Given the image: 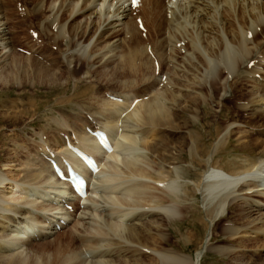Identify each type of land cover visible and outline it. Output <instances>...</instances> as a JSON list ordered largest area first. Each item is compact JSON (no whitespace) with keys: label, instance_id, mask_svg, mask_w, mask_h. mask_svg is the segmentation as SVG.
Instances as JSON below:
<instances>
[{"label":"bare ground","instance_id":"6f19581e","mask_svg":"<svg viewBox=\"0 0 264 264\" xmlns=\"http://www.w3.org/2000/svg\"><path fill=\"white\" fill-rule=\"evenodd\" d=\"M6 1L0 0L1 87L11 89L10 81L11 87L25 83L56 86L53 78L62 67L54 71L49 62L52 57L41 54L39 45L31 46L25 55L16 51L18 26ZM59 1L57 10L54 6L58 1L49 5L52 10L37 23V29L50 36L52 43L59 41L57 58L67 74L73 75L82 63L83 77L91 72L112 77L126 67L148 80L149 76L144 74L151 63L148 53L147 57L142 56L147 45L139 42L138 36L142 34L137 28L141 22L148 36L154 29L161 50L151 52L163 61V67H169L171 77L168 76L162 90L150 89V83L143 93L110 91L107 94L111 98L100 95V115L96 113V118L92 115L95 112L86 114L83 128L68 129L69 133L59 137L58 143L56 139L39 137V148L19 164L31 167L24 170L29 189L24 187L25 182L18 183L0 171V187L9 188L3 191L5 194L0 190V206L6 205L0 207V258H10L8 262L12 263L11 257L16 256L18 263L23 264L27 262L24 253H32L34 244L51 243L57 232L64 229L68 230L67 236L85 244L78 251H65L62 264H205V252L229 258L233 264H264V0H137L136 4L130 0ZM40 8L39 1L31 13L36 14ZM135 10L139 12L134 17L138 18L136 22L131 18ZM61 13L67 19L60 23L57 18ZM133 39L135 43L130 45L128 42ZM123 41L126 46H122ZM220 69L224 75L216 73ZM150 75L153 77L154 73ZM212 79L218 83V87L214 84L212 88L219 89L217 112L222 111L229 89L240 91L241 82H249L250 99L238 104V109L248 111L255 119L247 125L249 139L240 144L246 152L240 169L229 173L209 165L199 177L187 181L182 179L179 165L174 164L176 156L164 154L165 139L157 137V130L178 125L180 118L184 123L192 119L189 114L200 96L197 88L207 86ZM180 94L189 97L186 105H179L181 112L173 113L175 119L169 115L170 120L156 122L154 115L162 116V106L174 108ZM135 99L138 101L131 106ZM2 117L5 115L0 114ZM86 127L103 131L111 150L102 149ZM70 146L90 155L97 171H90ZM256 149H261L260 157L251 158ZM166 155L168 161L163 159ZM52 161L62 171L61 177L54 173ZM68 165L85 179V196H78L72 189L67 179ZM186 184H191L196 193H206L208 216L215 218L228 209L234 220H226L222 227L223 236L232 244L214 245L209 235L191 261L162 246L168 241L165 230L171 233L169 224L183 217L177 213V201L183 194L179 188ZM62 246L60 241L56 242L57 255ZM142 255L148 256V260H140Z\"/></svg>","mask_w":264,"mask_h":264},{"label":"rangeland","instance_id":"374dc122","mask_svg":"<svg viewBox=\"0 0 264 264\" xmlns=\"http://www.w3.org/2000/svg\"><path fill=\"white\" fill-rule=\"evenodd\" d=\"M39 1L42 2V8H40L39 12H37L36 14L31 13L32 8ZM51 1H6L10 5L11 14L13 15V18L15 20V24L18 26L17 32L15 34V43L18 46L16 51L21 53L22 55H25L28 54L31 46L39 45V47L41 48L40 51H42L40 52L41 54L49 55L50 57H52V59L55 57L53 60L50 58L49 61L53 65L54 71H56V67L61 66L63 68H59L61 70H59V72L57 71L53 78L54 81H56V86L49 87L46 84L30 85L25 83L21 87H17L14 85V87H11L13 81H10L11 85L9 86L11 89H7L9 87L6 88V86L3 87V85L2 88L0 85V114L5 115L6 117H2L0 119V171L4 173V175L10 176L18 183L25 182L24 187L27 189H29L31 186L27 184L30 182L27 181L28 179L25 177L26 173L24 170H29V168L31 167H25L26 165L22 167L19 164H23L22 162H26V159L31 156L30 154H33L39 148V137L40 139H45L47 137L46 139L52 141L56 139V143H58V139H60L59 137H61L62 139L65 134L69 133L68 129L71 130L73 128H83V121L86 114L95 112L92 113V115L94 114L93 116L96 117V115L98 114L97 106L100 103L98 100L102 99L100 95H102L103 97H107V93H110V91L116 93H138L140 91L139 93H143L142 90L144 89V87L150 85V83L153 85H151L150 89H157L159 87L160 90H162L164 84L166 83V80L168 79V76L171 77V72L168 69L169 67H167L166 65V67H163V61L156 58V55H153V58L150 56V60L148 61L149 63L153 64H149L150 68L148 71H145V73L147 74H144L149 76L148 80L144 76L141 77V75H143L141 73L137 72V74L135 75L133 72H129L126 67L122 69L124 70V72L119 69L120 71L118 70L117 72H114L112 77L99 73L97 74L94 72H91V74H89L87 77H83L82 72L84 71V68L82 63L76 68L75 71H73V75L70 76L64 71V66L61 60L57 58V51H59L60 48V46H57L59 45V41L57 43H52L50 36L43 34L39 29H37V25L43 18L46 17L47 13L52 10L49 5L56 4L55 2L58 1L57 5L54 6L55 10H57L60 1ZM136 11L137 10H135L131 14V18L135 22L138 19L137 18L135 20L136 16L139 15V12ZM55 13H57V11H55ZM136 13H138V15H136ZM60 15L62 16L60 17ZM60 15L58 16L57 20L61 23L62 21H65L67 19V15L63 13H61ZM76 18L79 19V16H77ZM27 27H29V30H27ZM137 30L139 34H142L141 36H138L139 38L141 37L139 42H142V45L151 47L150 50L155 53L157 50L158 52L159 50H161L160 44L155 41L156 36L154 35V29H152L153 33L149 36L146 34V28L141 29L140 27H138ZM151 41H155L157 45L154 44L155 42L153 43ZM128 43H131L130 45H134V39L129 41ZM123 45L126 46V41L122 42V46ZM158 52L157 55L159 56ZM147 53L148 52L145 51V55L142 54V56L144 58L145 56L147 57ZM155 58V62H157L159 65V70H157L154 64L155 62L153 63ZM139 59L141 60L143 58L139 57ZM118 72L119 74H117ZM153 73L154 76L152 77L150 74L153 75ZM216 73L220 74V76L222 73V75L225 74L221 71V69ZM35 80H37V78ZM151 80H153V82ZM154 80H156V82ZM213 81H210L207 86L202 84V86H198V90L196 89L198 95L200 96L198 101H196L197 103L194 106L195 109H193V113L191 112L189 114L192 116V119H190L189 121L186 120V123H184V119L178 118L179 120L177 122L179 124L174 126L175 128L170 127L169 129V127L165 125L160 128L162 131H160L159 129L157 130V137L159 138L160 136H162V138L159 139H165V141H163V146L166 148V152L164 154L176 156L177 161H175L176 163L174 164L176 166L179 165V168H177L179 171H182L180 172L183 176L182 179H185L187 181L199 177L200 174H202L209 165H213L229 173H233L236 170L240 169L241 159L243 157L245 158L244 155L246 154V152L245 150L241 149L242 145L240 144L249 139L250 132L247 125L251 123L252 120L255 119V117L248 113V111H242L238 109L240 108L238 104L247 103L250 99L247 94L252 89L250 86L251 84H249V82H246V84L245 80H243L241 82V85L243 87L242 90L240 89V91L233 92L232 89H229L228 94L223 99L224 107L222 108V111L218 110L217 112L215 109H217L216 104L219 89L217 88L218 83H215L216 81ZM212 85L217 86L216 88L213 86L215 90L212 88ZM88 86L92 88H89V90L87 91L85 88ZM184 95L185 94H180V97L178 96V98H176L178 99L177 105L175 106L176 108L162 106V116H160V114L154 115L156 118V122L170 120L171 118H174L173 116L177 112H181L179 105H181L182 107L186 105V101H188L187 98H189L188 96ZM242 97L243 99H241ZM93 98L95 99L93 100ZM244 99L245 101H243ZM179 101H182V104ZM92 102L95 103L93 104ZM177 108H179V110H177ZM99 115L100 114H98V116ZM169 115H171V118ZM160 117L163 118L161 119ZM230 117H233V119L231 120ZM162 128H164L165 130ZM162 132L165 133V136H163ZM194 145L197 147L195 148ZM192 147L194 150L192 149ZM260 150L261 149H256L252 154H250V157L257 159L255 157L258 156L259 158ZM168 158L169 157L166 155L163 159H165L164 161H168ZM6 164L10 165V167ZM18 166L21 167L19 168ZM157 168H159V164ZM6 189L9 190V188L0 187V190H2V194H5L3 193V191H7ZM179 190H181L183 194H180V199L179 201H177L178 203H180V205L178 204L179 212L177 211V213H180L181 215L183 214V217L179 218V222L175 221L174 223L169 224L171 233H169V229L166 228L167 230L165 231H168V241L166 244H162V246L166 248H172L175 252L184 254L186 257L185 259L191 261L196 252L201 249L203 240H206L209 235H211L212 244L214 245L227 246L232 244L223 236L222 232V227L224 226L226 220L234 221L233 217H231V213H228V209L220 215H217L215 218L211 217L210 215L208 216L205 209L208 196L207 200H204V197H206V193H203L204 195L200 192L196 193L191 184L183 185L179 188ZM5 206L6 205L0 207ZM67 232L68 230H59L55 235V239H53L51 242L53 244H51L50 242H35L37 246L35 244L33 245V252L31 253V251H29V254V252L26 251L24 253L26 255L25 261L27 260V262H24L23 264H62L63 256L66 253L65 251H78L79 248L85 244L84 242L82 244L81 240L79 241L78 239L72 238L69 235L67 236ZM71 238L73 240H70ZM57 241H60L64 246H62L63 252L61 250L58 255L55 253ZM35 247L38 251L35 250ZM52 250H54L53 253L56 255H53ZM261 252L264 251L261 250ZM39 253H41L40 256ZM24 254L23 257H25ZM144 256L145 255H142V259L140 260L145 262L149 257L145 256V258ZM13 257H11V261H13L12 263L8 262L10 258H0V264H7V262L8 264H14L15 259L17 261V257ZM38 259L40 261L39 263ZM203 262L205 264H233V260H229V258L226 257H221L214 252H205L203 256ZM131 263L132 262H129L128 264ZM15 264L20 263H18L17 261Z\"/></svg>","mask_w":264,"mask_h":264},{"label":"snow or ice","instance_id":"6c2138e0","mask_svg":"<svg viewBox=\"0 0 264 264\" xmlns=\"http://www.w3.org/2000/svg\"><path fill=\"white\" fill-rule=\"evenodd\" d=\"M136 2H137V0H132V3H133V4H136Z\"/></svg>","mask_w":264,"mask_h":264}]
</instances>
